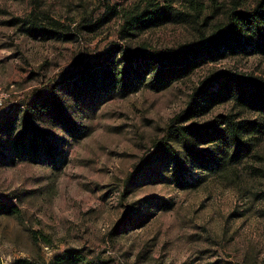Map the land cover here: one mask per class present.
<instances>
[{"label": "rangeland", "instance_id": "rangeland-1", "mask_svg": "<svg viewBox=\"0 0 264 264\" xmlns=\"http://www.w3.org/2000/svg\"><path fill=\"white\" fill-rule=\"evenodd\" d=\"M150 1L170 3L180 17L121 32L124 12ZM256 2L0 0V90L10 94L0 113L3 264H264V114L227 100L176 125L245 119L252 150L236 161L167 132L213 77L264 80V54L229 51L167 87L145 78L123 92L96 88L83 72L110 51L117 61L142 47H194ZM31 23L60 35L43 40ZM48 91L62 98L63 120L33 108ZM26 123L45 133L38 151L16 144ZM189 149H216L218 164L194 160Z\"/></svg>", "mask_w": 264, "mask_h": 264}, {"label": "trees", "instance_id": "trees-1", "mask_svg": "<svg viewBox=\"0 0 264 264\" xmlns=\"http://www.w3.org/2000/svg\"><path fill=\"white\" fill-rule=\"evenodd\" d=\"M180 14L181 12H176L170 3L160 5L150 1L145 6H137L124 12L121 32L132 36L152 27L175 22ZM28 31L43 40L60 35L53 29L40 27L37 23H31ZM246 47L254 53L264 54V0H257L251 9L233 12L229 23L223 29L194 47L181 50L166 49V51H149L142 47L135 53H122L117 61L114 52L110 51L102 62L85 66L84 78L88 81L90 77L91 85L96 88L97 86L105 90L117 88L121 92L133 87L135 81L145 78L153 88L167 87L189 76L201 64L221 58L229 51L235 53L246 51ZM212 86L215 87L210 90ZM37 96L33 108L43 114H51L57 120L65 118L64 102L59 94L48 91ZM227 100L235 102L238 107L264 114V80L227 71L213 77L210 83L197 89L186 107L172 118L167 132L178 136V140L183 141V145L186 144V138L191 139L195 145L210 143L218 148L221 154L223 152L228 157V161H236L247 156L252 147L249 139L244 136L243 129L250 126L247 125L250 122L245 119L236 120V117L227 114L218 116L219 120L207 126H176L206 113L213 104ZM45 139L43 131L31 123H26L16 139V144L25 146L27 143L33 151H38L41 146L40 141ZM45 146L44 150L49 151L50 148ZM216 149L214 151L189 149L188 152L194 160L208 159L207 163L210 161L218 164ZM0 264H3L1 258ZM11 264L36 263L23 258Z\"/></svg>", "mask_w": 264, "mask_h": 264}, {"label": "built area", "instance_id": "built-area-1", "mask_svg": "<svg viewBox=\"0 0 264 264\" xmlns=\"http://www.w3.org/2000/svg\"><path fill=\"white\" fill-rule=\"evenodd\" d=\"M10 94L6 90H0V113L4 102L9 98Z\"/></svg>", "mask_w": 264, "mask_h": 264}]
</instances>
